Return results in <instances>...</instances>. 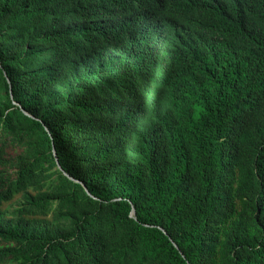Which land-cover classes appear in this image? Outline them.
Wrapping results in <instances>:
<instances>
[{
  "label": "trees",
  "instance_id": "1",
  "mask_svg": "<svg viewBox=\"0 0 264 264\" xmlns=\"http://www.w3.org/2000/svg\"><path fill=\"white\" fill-rule=\"evenodd\" d=\"M0 264H264V0H0Z\"/></svg>",
  "mask_w": 264,
  "mask_h": 264
},
{
  "label": "water",
  "instance_id": "2",
  "mask_svg": "<svg viewBox=\"0 0 264 264\" xmlns=\"http://www.w3.org/2000/svg\"><path fill=\"white\" fill-rule=\"evenodd\" d=\"M5 75V74H4ZM52 150H53V147H52Z\"/></svg>",
  "mask_w": 264,
  "mask_h": 264
}]
</instances>
